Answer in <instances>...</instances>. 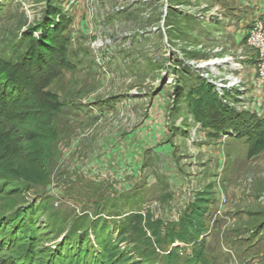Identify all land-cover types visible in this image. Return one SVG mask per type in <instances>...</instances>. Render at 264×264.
<instances>
[{"label":"rangeland","instance_id":"374dc122","mask_svg":"<svg viewBox=\"0 0 264 264\" xmlns=\"http://www.w3.org/2000/svg\"><path fill=\"white\" fill-rule=\"evenodd\" d=\"M240 1L0 0V57L19 69L25 59L40 83L36 71L63 57L47 50L46 38H55L67 66L47 88L62 106L48 180L0 193V214L18 203L35 208L38 226L61 213L62 230L79 222L91 232L107 221L114 238L125 230L118 247L140 258L150 247L125 217L148 215L161 233L159 243L151 239L158 256L149 258L158 264L172 248L181 263L191 257V240L171 244L166 236L196 210L200 259L193 264H264V143L249 154L254 139L215 133L188 109L198 83L215 92L220 80L239 81L225 97L215 93L224 108L253 116L256 55L245 40L251 11ZM10 88L25 94L24 85Z\"/></svg>","mask_w":264,"mask_h":264},{"label":"trees","instance_id":"16d2710c","mask_svg":"<svg viewBox=\"0 0 264 264\" xmlns=\"http://www.w3.org/2000/svg\"><path fill=\"white\" fill-rule=\"evenodd\" d=\"M60 29L57 31H61ZM31 40L37 43L34 39ZM45 43L47 50L59 53L62 51L63 57L60 58V64L54 63L45 71H36L40 83L29 78L31 65L25 59L19 69V64L10 58L0 57L1 194L11 191V187H17V190L38 188L48 180V164L57 140L56 117L62 106L58 97L47 88L58 75L59 66H65L66 62L62 42H57L55 38H46ZM14 83L26 86L23 96H15L16 89L10 88ZM187 98L191 114L205 127L215 133L233 129L239 132V137L254 139L249 154L263 150L260 142L264 143V116L257 118L253 115L245 118L235 110L224 108L211 86L204 83L193 86L187 93ZM245 119L244 128L240 130ZM250 120L254 121L251 127L248 125ZM5 183L8 186L3 189ZM20 205L17 203L7 206L0 214V264H152L149 258L158 256L151 239L159 243L161 233L148 215L145 219L138 213L125 217L126 221L134 223L138 228L136 232L141 245L150 247L149 252L140 258L134 257L133 250L118 247L119 238L125 230H119V236L114 238L109 232L107 221H99L103 223L102 226L90 227L91 232L84 225H81L83 229L80 230L79 222H74L70 228L62 230L67 221H64L66 214L61 213L59 220L38 226L35 208H22ZM202 208L203 206L197 209ZM200 217V212L193 210L190 218L184 219L177 232L170 231L166 236L171 244L175 241L184 243L191 240L194 245L191 257L181 263L176 254L177 248H172L160 257L162 261L158 264H193L200 259V244L197 243L201 231ZM144 222L145 227L142 226ZM48 228L54 231L53 238H45ZM91 235L94 240H91ZM58 239L59 242L48 245ZM40 243L46 246H38Z\"/></svg>","mask_w":264,"mask_h":264},{"label":"built area","instance_id":"2783aa9c","mask_svg":"<svg viewBox=\"0 0 264 264\" xmlns=\"http://www.w3.org/2000/svg\"><path fill=\"white\" fill-rule=\"evenodd\" d=\"M246 45L249 46L256 55L255 59V74H256V89L254 91V102L248 104L250 113L257 116H264V17H259L252 21V24L245 36ZM240 82L236 84L239 85ZM215 92L230 91L232 88H219V86L227 87L230 84L224 85L220 80V84H214ZM235 86V87H236ZM233 87V88H235ZM222 97H225L222 92ZM256 101V102H255Z\"/></svg>","mask_w":264,"mask_h":264},{"label":"crops","instance_id":"0c3cea01","mask_svg":"<svg viewBox=\"0 0 264 264\" xmlns=\"http://www.w3.org/2000/svg\"><path fill=\"white\" fill-rule=\"evenodd\" d=\"M242 7H247L251 11V13L247 15L246 17V20H245L246 23H248V21L252 22L253 19L264 17V0H248V1L246 0L244 2L243 0H241L239 2L238 8L242 9Z\"/></svg>","mask_w":264,"mask_h":264},{"label":"bare ground","instance_id":"6f19581e","mask_svg":"<svg viewBox=\"0 0 264 264\" xmlns=\"http://www.w3.org/2000/svg\"><path fill=\"white\" fill-rule=\"evenodd\" d=\"M209 65H212V64L210 63ZM204 66H206V65H204ZM233 66H237V65H233ZM237 68H238V67H235V68H233V69H237ZM231 69H232V68H231ZM229 84H230L229 86H230L231 88L235 86V84H234L233 82H230ZM219 88H227V87H224V86L221 85V86H219Z\"/></svg>","mask_w":264,"mask_h":264}]
</instances>
